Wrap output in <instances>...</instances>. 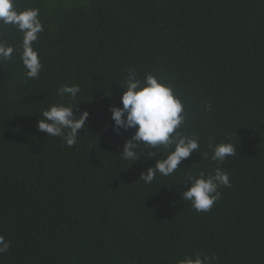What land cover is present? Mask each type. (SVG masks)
Listing matches in <instances>:
<instances>
[{
	"label": "trees",
	"instance_id": "16d2710c",
	"mask_svg": "<svg viewBox=\"0 0 264 264\" xmlns=\"http://www.w3.org/2000/svg\"><path fill=\"white\" fill-rule=\"evenodd\" d=\"M13 3L39 10L42 70L26 77L22 34L0 27V42L16 49L0 61V236L9 242L0 264H178L194 252L212 264H264V0ZM130 69L172 87L184 107L178 131L200 145L151 184L141 174L170 149L124 161L134 130L111 127ZM64 85L80 87L75 100L58 95ZM54 104L90 113L72 147L36 127ZM229 142L236 154L219 167L231 186L196 212L178 189L213 174L212 148Z\"/></svg>",
	"mask_w": 264,
	"mask_h": 264
},
{
	"label": "clouds",
	"instance_id": "9594fccd",
	"mask_svg": "<svg viewBox=\"0 0 264 264\" xmlns=\"http://www.w3.org/2000/svg\"><path fill=\"white\" fill-rule=\"evenodd\" d=\"M11 25L22 34L20 60L27 78H37L42 70L39 53L33 44L38 40L43 25L39 19V10L34 8L18 11L13 0H0V27ZM16 49L0 42V61H9ZM121 106L109 108L113 132H129L134 130L123 146L119 155L124 161L137 162L143 155L145 159H153L161 149H170L167 156L155 160V164L141 174L145 184H151L156 175L167 177L173 175L181 162L199 150V140L194 136L183 135L178 129L185 120L182 102L174 95L171 86L158 81V78L146 74L143 81L137 78L135 69L128 71ZM81 89L78 85H64L58 89V95L75 100ZM77 106L54 104L42 112L37 120V129L48 136L60 138L66 146L77 143L79 130L84 129L90 113L84 111L79 117L74 114ZM154 150V151H153ZM232 143H218L212 148L211 160L217 163L213 174L190 176L184 181L185 187L178 189L181 199L190 202L196 212H207L215 201L220 199L218 189L230 187L229 174L219 165L229 156L236 154ZM207 155V154H206ZM190 185V187H188ZM9 242L0 236V254L6 253ZM215 257L203 252H194L185 256L178 264H212Z\"/></svg>",
	"mask_w": 264,
	"mask_h": 264
}]
</instances>
